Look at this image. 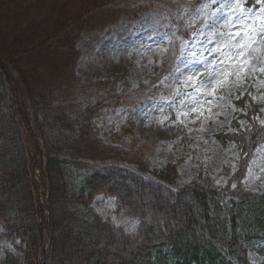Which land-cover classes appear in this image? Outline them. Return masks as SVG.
<instances>
[{"label":"trees","instance_id":"1","mask_svg":"<svg viewBox=\"0 0 264 264\" xmlns=\"http://www.w3.org/2000/svg\"><path fill=\"white\" fill-rule=\"evenodd\" d=\"M134 3L140 12L162 7ZM121 11L117 0H0V238L20 240L22 264H253L247 247L264 234V193L242 180L264 141L253 119L259 107L241 98L250 129L217 135L241 149L224 187L202 171L181 182L176 163L151 167V142H103L95 119L134 101L112 82L80 81L76 44L79 32L102 29ZM171 23L180 39L190 37L183 21ZM176 47L173 39L169 52ZM99 194L115 197L137 228L103 219L92 207Z\"/></svg>","mask_w":264,"mask_h":264},{"label":"rangeland","instance_id":"2","mask_svg":"<svg viewBox=\"0 0 264 264\" xmlns=\"http://www.w3.org/2000/svg\"><path fill=\"white\" fill-rule=\"evenodd\" d=\"M155 1L160 9L140 12L134 0H117L122 11L116 22L79 32L75 73L84 83L112 82L134 101L104 109L95 119L103 142L124 149L151 142V167L176 163L179 181L202 171L224 187L228 173L238 168L241 149L237 141L217 135L250 129L248 113L237 101L256 104L253 119L264 127V0H201L194 7L193 0ZM134 11L140 13L132 19L128 12ZM172 19L186 24L189 38L177 36ZM173 39L177 47L171 53ZM32 179L40 194L41 171L36 169ZM242 183L264 193V141L254 150ZM92 207L127 232L137 228L138 221L118 209L115 197L96 195ZM18 244V239L0 238V264L23 263ZM247 250L250 263H261L264 234Z\"/></svg>","mask_w":264,"mask_h":264},{"label":"bare ground","instance_id":"3","mask_svg":"<svg viewBox=\"0 0 264 264\" xmlns=\"http://www.w3.org/2000/svg\"><path fill=\"white\" fill-rule=\"evenodd\" d=\"M254 264V263H253Z\"/></svg>","mask_w":264,"mask_h":264}]
</instances>
